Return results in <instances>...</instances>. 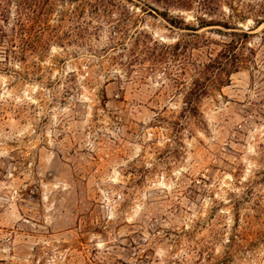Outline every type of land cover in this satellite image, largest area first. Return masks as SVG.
Masks as SVG:
<instances>
[{
  "label": "rangeland",
  "instance_id": "1",
  "mask_svg": "<svg viewBox=\"0 0 264 264\" xmlns=\"http://www.w3.org/2000/svg\"><path fill=\"white\" fill-rule=\"evenodd\" d=\"M17 1L0 0V264H264V0L211 19L199 0Z\"/></svg>",
  "mask_w": 264,
  "mask_h": 264
},
{
  "label": "trees",
  "instance_id": "2",
  "mask_svg": "<svg viewBox=\"0 0 264 264\" xmlns=\"http://www.w3.org/2000/svg\"><path fill=\"white\" fill-rule=\"evenodd\" d=\"M81 1V0H80ZM130 2L136 1L142 7L147 8L146 10H154L156 11V7L154 3H162L165 6H175L178 8H189L192 5L194 0H151L152 3L148 2L149 0H127ZM200 8L205 11L209 15L210 19L215 9V0H199ZM49 4L50 0H18L16 2V14H48L49 12ZM84 5H89L92 12H97L102 10L103 12L108 13L109 10L113 6L112 0H82L81 7ZM80 4L77 5L76 9ZM126 10V8H123ZM73 14H76L75 12ZM33 19V17H30ZM173 21V20H170ZM211 21V20H210ZM180 23H183L182 20L179 19ZM208 23L205 20L200 19V26H205ZM210 24V23H209ZM226 25V24H225ZM114 31L120 30L122 25L120 23L114 25ZM194 30V28H191ZM2 35V30L0 31V36ZM230 43H225L226 46H229Z\"/></svg>",
  "mask_w": 264,
  "mask_h": 264
}]
</instances>
